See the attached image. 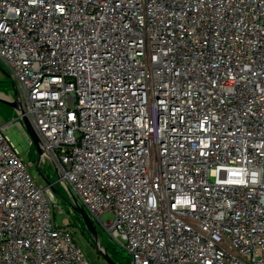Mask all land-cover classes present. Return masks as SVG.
I'll list each match as a JSON object with an SVG mask.
<instances>
[{
	"label": "built area",
	"instance_id": "1",
	"mask_svg": "<svg viewBox=\"0 0 264 264\" xmlns=\"http://www.w3.org/2000/svg\"><path fill=\"white\" fill-rule=\"evenodd\" d=\"M0 61L40 163L132 264H264V0H0ZM16 112L0 264H92L6 135L34 146Z\"/></svg>",
	"mask_w": 264,
	"mask_h": 264
},
{
	"label": "rangeland",
	"instance_id": "2",
	"mask_svg": "<svg viewBox=\"0 0 264 264\" xmlns=\"http://www.w3.org/2000/svg\"><path fill=\"white\" fill-rule=\"evenodd\" d=\"M16 93L17 89L11 77V73L0 61V98L10 104H15ZM16 119V110L0 102V125L8 124ZM6 135L19 149L22 160L28 167L30 174L36 179V184L42 188L54 185V194L57 198V204L60 206V209L58 207L54 209L55 224L61 227L65 221H68L69 229L74 234L78 245L85 252L87 259L92 264H106L104 259L97 252L93 244V239L89 236L84 223L72 208L71 201H73V199L69 192L59 183V175L52 163L46 160L39 165L40 159L35 147L30 146V142L17 125L9 129ZM78 203L81 205L79 200ZM89 215L98 232L100 244L103 248L107 249L109 256L117 264H132V259L123 247V242H116L111 239L103 226L108 222H112L114 219L113 216L105 214L99 221L90 213Z\"/></svg>",
	"mask_w": 264,
	"mask_h": 264
},
{
	"label": "water",
	"instance_id": "3",
	"mask_svg": "<svg viewBox=\"0 0 264 264\" xmlns=\"http://www.w3.org/2000/svg\"><path fill=\"white\" fill-rule=\"evenodd\" d=\"M16 97H17V93H16ZM0 102L4 103L5 105L11 106L16 111H20L21 116H22V121L24 123L26 132L29 135V137L31 138V140L33 141L35 150H36V152H37V154L39 156V159H41V157L43 156V151H42V149L40 147V141H39V139L37 137V134H36L34 128L31 125L30 121L24 115V112L21 109V106L19 104H10L9 102H7V101H5V100H3L1 98H0ZM39 165H40V160H39ZM53 190H54V187H53ZM67 191L69 192V194H72L70 189H67ZM72 208L75 210V212L78 214V216L80 217V219L84 223L89 236L93 239V244L96 247L97 252L104 259L106 264H117L109 256L107 249L103 248L102 245L100 244L98 232H97L96 228L94 227V224H93L91 218L89 217V215L85 211V209L76 201V199L74 200V204H72Z\"/></svg>",
	"mask_w": 264,
	"mask_h": 264
}]
</instances>
